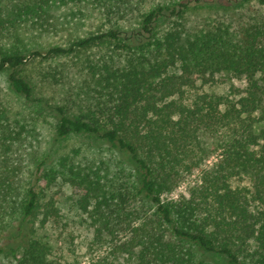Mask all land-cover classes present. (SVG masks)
<instances>
[{
	"label": "trees",
	"instance_id": "16d2710c",
	"mask_svg": "<svg viewBox=\"0 0 264 264\" xmlns=\"http://www.w3.org/2000/svg\"><path fill=\"white\" fill-rule=\"evenodd\" d=\"M197 1L227 8L248 0ZM191 3L0 0V77L7 89L31 104V114L50 104L41 83L57 85L66 67L49 65L40 82L21 67L37 58L82 59L75 70L89 104L74 116L56 106L55 134L99 139L115 164L110 173L105 161L76 159L77 149L51 164L45 154L19 187L18 169L7 160L26 138V122L0 94V256L8 253L13 264H54L32 236L34 227L24 224L56 217L47 192L60 179L97 236L112 233L114 223L127 226L109 255L88 264H264V13L237 25L207 17L190 29L183 19ZM89 16L95 32L63 33V43L46 49L26 44L38 33L62 36L66 22ZM220 72L245 77V86L225 94L203 90ZM194 170L199 175L187 195L167 197Z\"/></svg>",
	"mask_w": 264,
	"mask_h": 264
},
{
	"label": "rangeland",
	"instance_id": "374dc122",
	"mask_svg": "<svg viewBox=\"0 0 264 264\" xmlns=\"http://www.w3.org/2000/svg\"><path fill=\"white\" fill-rule=\"evenodd\" d=\"M202 1L213 2L216 0ZM218 1L226 2L227 0ZM193 3L194 0H192L191 5ZM57 12H59L58 9ZM261 13H264V3H261L260 0H248L241 4L227 6V8L215 5L206 7L193 5L187 10L183 23L186 28L193 29L204 18L223 16L226 21L237 25L240 21L253 19ZM95 23V16L81 18L76 22L69 21L66 22L67 28L63 29L62 36L38 33L30 35L26 44L29 47L46 49L52 44L63 43L64 34L82 35L89 31L95 32ZM165 26V21H161L158 28L162 30ZM93 52V49L83 51L81 57L84 58L87 54ZM81 60H78L75 56H61L53 59L37 58L30 60L21 67L20 73L22 75L38 80V82H40L42 73L49 68V65L53 64L57 68H61L62 65L66 67V70H64L66 75L57 85L54 83H41V93L50 104L45 102L42 106L31 110V114L27 108L31 104L24 103L26 107L23 106L22 101L7 89L3 77H0V94L4 93L13 111H20V123L26 122L24 128L26 138L21 141L20 147H17L13 152L11 151L7 160L9 166H16L18 169L16 176L18 178L14 179L19 187L29 182L36 162L43 158L41 155L45 154L47 163L51 164L55 163L61 155L70 154L74 149H77L79 154L76 159H81L83 163L87 164V161H105L110 165V173L115 170L113 157L110 156L112 153L108 150L109 146L106 143L99 141V139H93L86 134L70 135L60 139H57L55 134L56 106L60 105L66 113L74 116L84 114L87 104H89L90 96L80 85L81 76L75 70ZM214 78L215 81L204 84L203 90L225 94L232 86L242 89L246 84L245 77L231 76L227 72L215 74ZM110 173H108L109 176H111ZM198 175L199 171L194 170L191 174L185 176L184 180L167 197L177 198L181 194L187 195L189 185L197 180ZM47 196H51L55 201L58 209L56 217L50 218L43 225L39 223V220H36L35 224L27 223L24 224V227L27 230L30 226L34 227L32 236L47 247V257L49 260L54 261V264H88L98 257L109 255V244L122 240L128 235L125 228L127 226L114 223L112 233L103 230L99 234L100 236H97L96 226L92 223L90 216L77 207L70 186L60 179L47 192ZM135 201L139 205L142 204L140 197H137ZM11 241L9 240L8 243L12 245ZM13 261L8 253L0 256V264H13Z\"/></svg>",
	"mask_w": 264,
	"mask_h": 264
}]
</instances>
